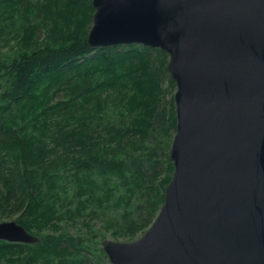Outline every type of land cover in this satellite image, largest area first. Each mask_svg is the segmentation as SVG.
<instances>
[{
    "label": "water",
    "instance_id": "1",
    "mask_svg": "<svg viewBox=\"0 0 264 264\" xmlns=\"http://www.w3.org/2000/svg\"><path fill=\"white\" fill-rule=\"evenodd\" d=\"M92 50L168 54L173 172L152 224L110 264H264V0H90ZM0 241L34 244L17 222Z\"/></svg>",
    "mask_w": 264,
    "mask_h": 264
},
{
    "label": "trees",
    "instance_id": "2",
    "mask_svg": "<svg viewBox=\"0 0 264 264\" xmlns=\"http://www.w3.org/2000/svg\"><path fill=\"white\" fill-rule=\"evenodd\" d=\"M92 13L90 0H0V19L13 18L14 14H21L22 18L15 35L20 48L9 60L0 61V208L11 205L13 211L23 209L26 220L23 214L17 222L30 234L59 217V181L72 182L70 179L74 178L80 212L85 207L81 197H92L102 190L100 185L108 184L102 190L105 196L114 193L116 186L111 181L115 177L128 187L116 198L115 206L125 208L123 224L116 225L114 234L119 231L134 237L152 222L173 171L167 157L170 174L154 187L144 185L143 156L129 154L120 146L129 131L139 134V141H144L159 117V125L168 120L175 129L173 100L169 115L160 108L164 93L160 78L167 72L166 63L161 60L156 67L150 58V52H164L141 45L90 49L86 36ZM41 28L45 34L37 41ZM62 85L69 98L50 104L49 92ZM103 91L115 94L112 100L116 102L111 101V105L120 116L125 110L131 116L130 128L123 124L115 126L109 120L104 110L108 105L101 99ZM77 103L81 112L53 127L51 114ZM104 124L109 137L99 143L97 128ZM106 143H115L116 147L109 149ZM77 148L78 156L68 155L76 153ZM120 149L124 157L119 156ZM152 156L156 157L155 152L147 156L149 162H153ZM61 169L73 173L60 174ZM157 175L154 171L153 178ZM140 190L145 191L147 204L138 207L143 213L129 218L126 209ZM16 192L21 196H16ZM79 245L76 239L64 234H48L34 244L0 241V264H82L74 252Z\"/></svg>",
    "mask_w": 264,
    "mask_h": 264
},
{
    "label": "rangeland",
    "instance_id": "3",
    "mask_svg": "<svg viewBox=\"0 0 264 264\" xmlns=\"http://www.w3.org/2000/svg\"><path fill=\"white\" fill-rule=\"evenodd\" d=\"M21 19V14H14L13 18L5 16L3 19H0V61L9 60L18 51V48H20V40L18 42V38H16L15 35L19 30V26L21 25ZM34 20L36 21V23H40V20L38 18H34ZM44 34V30L43 28H41L37 34V41H40L43 38ZM150 58L153 61V65L158 67L161 60H164L167 64L169 56L165 52H150ZM169 77L170 75L167 71L163 72L162 77L160 78L162 88L164 89L162 100L160 101V108L165 109L167 111V115H169V112L172 108L171 100H173L174 110L175 105L173 98L176 91L175 83L170 78L172 81L171 82L169 80ZM114 95H112V92L110 91L102 92L101 99H104V103L106 106L108 105L106 109L104 108V110H106V113L109 115V120H112L115 126H120L121 124H123L125 127L130 128L131 116H128L126 110L122 111L123 117L120 116L118 114V109L115 107L113 108L111 105V101H113L112 98L114 97ZM69 96L70 95L66 87L62 85V87L52 89L49 92V102L50 104H57L61 101L67 100ZM121 97H123L122 94L120 95V98ZM106 102H108V104ZM79 105L80 104L77 103L75 107L70 106L63 110H60V113L58 112L56 114H51L50 122L53 127H55L57 123L64 124V118L70 117L76 113L79 114L81 112V107ZM159 122H161V117L157 118L156 123H153V129L151 130L152 132L148 137L144 139V141H139V134L129 131L128 136H125L122 139L120 145L122 149L127 153L129 152V154H133L135 156H143L142 164L145 171L143 184L147 186L152 185L153 187L156 186L158 182L166 175L170 174V171L167 169V157H169L170 146L175 134V129L172 130L173 128H171L169 125L170 121L166 120L165 123L160 125ZM73 123L71 124L70 121L71 125H73ZM97 133L99 134V143H102L101 140L107 141V138L109 136L106 130V124L98 127ZM127 141H129V143H127ZM107 144V147L109 149L112 146L116 147L115 143L111 145L110 143H106V145ZM117 152H119L120 157H124L121 149L119 151L117 150ZM150 152H155L156 154V157H151L153 159V162H149V160H147V156H149ZM61 153V151H58V154ZM72 154L73 156H78L79 148H77L76 153L71 152L68 155ZM154 171L158 172L156 178H153ZM61 173L68 175L72 174L73 172L69 169H61L60 174ZM70 180H72V182L59 181L62 187H58L56 189V192H58L59 194V200L57 202V211L59 217L46 225L44 228L42 227L43 229L41 228V231L33 229L32 231L34 233L32 234L38 236L39 238H43L48 234H64L67 236H71L72 238L76 239V242L78 244L80 243V245L78 246L79 249L75 250L74 252L78 253L77 256L82 259V264H110L102 250L101 242L104 239H110L113 241H134L138 239L152 224L161 208L160 206L158 211L153 215V220L150 225L146 229L137 232L134 237H127L125 236L126 234L119 231H117V234H114V232L116 231V225L123 224V210L125 208L123 206H115L116 198L117 196L122 195L123 192L126 191L125 189L128 186L122 185L121 181L114 177L112 179L113 181H110L114 183L116 189L114 193L105 196V193H103L102 190H106L108 184L102 186L99 182L102 190L96 192L94 195H92V197H89V194L82 196L81 200L85 202V207L81 208L80 212H77L79 199L77 200L75 194L78 188L76 186V182H74V178H71ZM97 181H100L99 177ZM131 184L129 186H131ZM159 194H161V191H159ZM18 195L21 196L20 192H16V196ZM146 199H148V197L145 194L144 190H140L135 193V196L130 203L131 205L126 209V211L129 213V218H136L139 213H143V209L138 207H145L147 204L145 202ZM71 200L73 201V203L67 204V202ZM9 206L0 208V223L17 222V220L22 218L23 214L24 219L26 220L25 211L23 209L17 212L13 211V208ZM64 244L66 245L68 243ZM70 248L74 249L73 247Z\"/></svg>",
    "mask_w": 264,
    "mask_h": 264
}]
</instances>
